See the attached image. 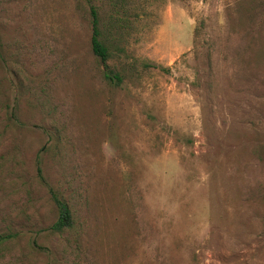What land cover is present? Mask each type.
I'll list each match as a JSON object with an SVG mask.
<instances>
[{
	"label": "rangeland",
	"instance_id": "1",
	"mask_svg": "<svg viewBox=\"0 0 264 264\" xmlns=\"http://www.w3.org/2000/svg\"><path fill=\"white\" fill-rule=\"evenodd\" d=\"M0 264H264V0H0Z\"/></svg>",
	"mask_w": 264,
	"mask_h": 264
},
{
	"label": "trees",
	"instance_id": "2",
	"mask_svg": "<svg viewBox=\"0 0 264 264\" xmlns=\"http://www.w3.org/2000/svg\"><path fill=\"white\" fill-rule=\"evenodd\" d=\"M91 15H92V50L94 54L100 58L101 62L105 65V68L107 69V78L113 83L120 84L121 78L117 74H113L110 67L108 66L107 62L110 59V53L107 45L103 41L104 38H102L103 33L101 30V22L99 19V14L96 8H91ZM56 204L59 209V219L56 222V224L53 225L52 229L53 231L57 233H61L69 228L72 227L73 220H72V214L69 206L64 203L63 201H60L58 199H55ZM7 238H2L1 242L6 241Z\"/></svg>",
	"mask_w": 264,
	"mask_h": 264
}]
</instances>
